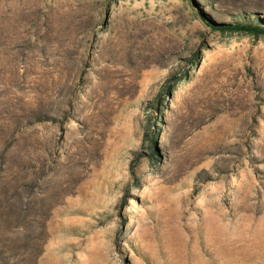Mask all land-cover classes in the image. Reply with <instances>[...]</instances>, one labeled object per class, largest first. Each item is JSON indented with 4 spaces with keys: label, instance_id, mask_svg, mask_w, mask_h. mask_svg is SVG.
<instances>
[{
    "label": "rangeland",
    "instance_id": "obj_1",
    "mask_svg": "<svg viewBox=\"0 0 264 264\" xmlns=\"http://www.w3.org/2000/svg\"><path fill=\"white\" fill-rule=\"evenodd\" d=\"M0 264H264V0H0Z\"/></svg>",
    "mask_w": 264,
    "mask_h": 264
},
{
    "label": "trees",
    "instance_id": "obj_2",
    "mask_svg": "<svg viewBox=\"0 0 264 264\" xmlns=\"http://www.w3.org/2000/svg\"><path fill=\"white\" fill-rule=\"evenodd\" d=\"M222 30H230V31H238V32H249V33H257L261 31L260 27L252 24H244V23H229L224 26H220ZM166 86L163 88L165 89ZM162 89V90H163Z\"/></svg>",
    "mask_w": 264,
    "mask_h": 264
}]
</instances>
